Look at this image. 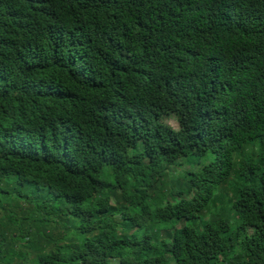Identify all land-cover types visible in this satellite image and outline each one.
I'll list each match as a JSON object with an SVG mask.
<instances>
[{"label":"trees","instance_id":"obj_1","mask_svg":"<svg viewBox=\"0 0 264 264\" xmlns=\"http://www.w3.org/2000/svg\"><path fill=\"white\" fill-rule=\"evenodd\" d=\"M0 264H264V0H0Z\"/></svg>","mask_w":264,"mask_h":264},{"label":"rangeland","instance_id":"obj_2","mask_svg":"<svg viewBox=\"0 0 264 264\" xmlns=\"http://www.w3.org/2000/svg\"><path fill=\"white\" fill-rule=\"evenodd\" d=\"M161 121L170 125L173 128L178 127V121H177V115L174 113H166L161 116ZM200 167V163L197 162H189L186 157H183L180 159L176 165H172L170 167V172L172 174L180 175V176H185L188 172L192 170H198ZM189 223V222H186ZM183 221H177L175 223L176 226L183 225ZM114 263H117V261H114Z\"/></svg>","mask_w":264,"mask_h":264}]
</instances>
